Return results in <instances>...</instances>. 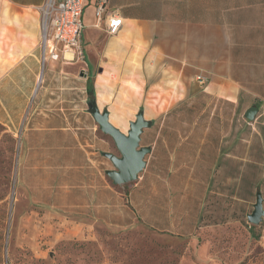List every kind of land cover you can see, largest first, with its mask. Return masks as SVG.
I'll list each match as a JSON object with an SVG mask.
<instances>
[{"label": "rangeland", "instance_id": "1", "mask_svg": "<svg viewBox=\"0 0 264 264\" xmlns=\"http://www.w3.org/2000/svg\"><path fill=\"white\" fill-rule=\"evenodd\" d=\"M80 64L55 61V120L88 151L83 161L90 175L76 183L92 184L94 214L70 211L72 187L60 180L68 165L49 164L42 142H26L20 131L0 125V264H264V216L258 224L247 220L257 192L264 209V77H252L262 100L215 97L200 79L168 109L165 98V108H100L125 134L139 110L151 121L139 134L137 148L150 149L143 168L134 180L116 184L106 173L116 168L104 153H120L87 109ZM121 95L134 103L133 94ZM251 106L258 110L248 120L244 113ZM136 184L137 209L167 214L169 221L150 226L138 218L128 199ZM104 185L107 224L94 219L100 203L95 190Z\"/></svg>", "mask_w": 264, "mask_h": 264}, {"label": "crops", "instance_id": "2", "mask_svg": "<svg viewBox=\"0 0 264 264\" xmlns=\"http://www.w3.org/2000/svg\"><path fill=\"white\" fill-rule=\"evenodd\" d=\"M46 2L0 0V125L11 133L20 131L26 142H42L49 164L70 167L60 172V180L72 187L67 196L74 215L82 209L84 215L93 216L94 191L90 182L76 183L90 175V165L83 161L88 151L76 134L64 132L61 122L55 120V61L82 63L87 109L91 103L99 109H145L153 103L168 109L188 97L191 86L201 83L200 79L205 81V91L215 97L233 103L243 96L262 100L259 94L263 92L254 87L252 77H264V0H106L99 22L95 17L98 0H84L83 56L73 52L63 56L58 50L57 60L51 57L55 45H43ZM111 15L121 18L112 35L105 30ZM242 62L244 74L239 72ZM241 76L246 77L245 83ZM113 94L120 98L114 100ZM121 94H133L134 103L121 100ZM163 98L168 99L165 106ZM55 132L62 134L56 136ZM106 187L95 190L100 203L94 219L107 224L111 222L107 219L109 205L101 198L107 196ZM140 189L136 184L128 192L132 210L141 213L138 218L150 226L169 221L159 210L162 218L158 213L148 215L143 207L142 212L137 209Z\"/></svg>", "mask_w": 264, "mask_h": 264}, {"label": "water", "instance_id": "3", "mask_svg": "<svg viewBox=\"0 0 264 264\" xmlns=\"http://www.w3.org/2000/svg\"><path fill=\"white\" fill-rule=\"evenodd\" d=\"M88 110L98 123L100 130L112 138L120 153L119 157L110 152L104 153L116 168L115 170L106 171L107 175L111 178L113 183L116 184L134 180L137 173L145 164L143 159L144 155L150 150L147 147L137 148L141 129L149 126L150 121L143 119L142 110L138 111L135 121L129 124V130L125 134L109 121L108 112L106 110L100 112L95 103H91ZM257 110V106L249 107L245 111L244 117L248 120H252ZM262 216H264L262 196L260 192H257L253 210L247 215V220L252 224H258Z\"/></svg>", "mask_w": 264, "mask_h": 264}, {"label": "built area", "instance_id": "4", "mask_svg": "<svg viewBox=\"0 0 264 264\" xmlns=\"http://www.w3.org/2000/svg\"><path fill=\"white\" fill-rule=\"evenodd\" d=\"M105 1L98 0L96 5L95 17L98 22L102 19ZM42 10L46 22V27L43 25V45L47 42H51V48L55 45V53L52 51L51 57L57 60L58 50L63 56L69 52L81 56L84 0H47ZM120 25L121 18L111 15L107 18L106 33L115 34Z\"/></svg>", "mask_w": 264, "mask_h": 264}, {"label": "trees", "instance_id": "5", "mask_svg": "<svg viewBox=\"0 0 264 264\" xmlns=\"http://www.w3.org/2000/svg\"><path fill=\"white\" fill-rule=\"evenodd\" d=\"M87 82H88V84H89V89H90V80L89 79H87ZM93 96V93H92V91H91V97ZM139 111H141V110H139ZM151 125V121L149 122V126Z\"/></svg>", "mask_w": 264, "mask_h": 264}]
</instances>
